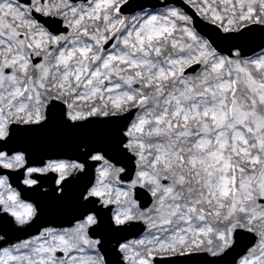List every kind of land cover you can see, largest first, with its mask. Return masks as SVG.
Returning <instances> with one entry per match:
<instances>
[{
	"label": "snow or ice",
	"instance_id": "snow-or-ice-1",
	"mask_svg": "<svg viewBox=\"0 0 264 264\" xmlns=\"http://www.w3.org/2000/svg\"><path fill=\"white\" fill-rule=\"evenodd\" d=\"M0 264H264V0H0Z\"/></svg>",
	"mask_w": 264,
	"mask_h": 264
}]
</instances>
